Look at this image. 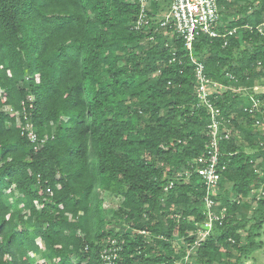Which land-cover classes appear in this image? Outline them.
I'll return each mask as SVG.
<instances>
[{
  "label": "trees",
  "instance_id": "trees-1",
  "mask_svg": "<svg viewBox=\"0 0 264 264\" xmlns=\"http://www.w3.org/2000/svg\"><path fill=\"white\" fill-rule=\"evenodd\" d=\"M170 4L135 29V0H0V264H101L110 241L120 264H242L263 246L264 0H218L219 36L192 56L160 26ZM191 57L228 132L210 195L223 218L197 246L210 114Z\"/></svg>",
  "mask_w": 264,
  "mask_h": 264
},
{
  "label": "built area",
  "instance_id": "built-area-1",
  "mask_svg": "<svg viewBox=\"0 0 264 264\" xmlns=\"http://www.w3.org/2000/svg\"><path fill=\"white\" fill-rule=\"evenodd\" d=\"M140 8L138 19L135 23V29L147 25L146 12L150 4L158 0H135ZM219 20L218 0H171L168 13L164 16L161 22V27L170 26L176 33L177 37L182 39L185 49L192 56L193 44L199 35H206L211 38L218 37L214 27ZM258 33L264 35V23L256 28ZM235 31L231 30L228 35H232ZM226 44V42H225ZM195 66V77L197 79L196 98L198 104L205 106L210 114L208 124V143L203 155L197 159L200 168L197 171L198 176L206 187V196L204 198L205 207L207 210L206 221L201 228L196 232V241L194 246H197L205 238H207L212 230L213 223L220 221L223 216H217L213 212L214 202L210 199L211 193H214L220 181L219 169V148L218 143L222 136L227 139L228 132L222 135L220 131V112L209 101V96L220 90L221 86L210 81L205 73L202 63L197 62L191 57ZM9 113H13L11 109H5ZM15 115H18L15 113ZM16 124L21 126V121L17 117ZM22 130L26 134L30 142H36V133L29 119L25 118V124ZM223 170V169H222ZM49 192V191H48ZM263 195V194H262ZM109 244V246H108ZM107 247L101 252V264H120V247L116 246L114 241H110ZM31 258H35L38 264H43V260H38L33 254H29Z\"/></svg>",
  "mask_w": 264,
  "mask_h": 264
},
{
  "label": "rangeland",
  "instance_id": "rangeland-1",
  "mask_svg": "<svg viewBox=\"0 0 264 264\" xmlns=\"http://www.w3.org/2000/svg\"><path fill=\"white\" fill-rule=\"evenodd\" d=\"M264 91L263 87H256L254 92L260 94ZM101 198L104 200L105 208H114L116 209L120 203V199L117 197L109 196L106 194H101ZM260 241L263 243V246L260 250L254 253L250 258L243 261L242 264H264V226L260 232ZM37 242H40L39 240ZM40 244V243H39ZM175 264H180L176 262Z\"/></svg>",
  "mask_w": 264,
  "mask_h": 264
}]
</instances>
